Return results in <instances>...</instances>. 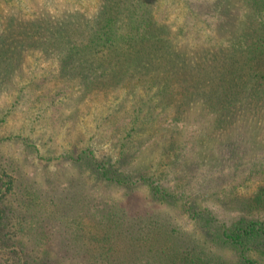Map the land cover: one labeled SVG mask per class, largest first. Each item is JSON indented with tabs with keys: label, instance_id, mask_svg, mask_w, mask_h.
Wrapping results in <instances>:
<instances>
[{
	"label": "rangeland",
	"instance_id": "rangeland-1",
	"mask_svg": "<svg viewBox=\"0 0 264 264\" xmlns=\"http://www.w3.org/2000/svg\"><path fill=\"white\" fill-rule=\"evenodd\" d=\"M154 1L151 11L155 26L151 31L155 36L173 31L181 36L190 35L189 38L198 34L197 38L202 40L215 34L217 20L227 13L221 9L222 4L227 7L237 2ZM135 2L0 0V30L7 32L6 41L10 43L5 45L0 41V167H6L15 177V183L29 187V191L21 190L17 184L8 204L13 205L18 215H25L26 228L34 233L28 244L36 245L41 256L55 264L63 261L70 264L77 259L65 235L71 233L63 227L65 222H61V200L65 204L80 198L94 217H98L107 203L111 205L122 196V191L95 182L87 171L77 168L72 156L82 148H91L96 155L107 154L113 159L125 149L136 165L139 161L145 162L154 169L164 148L185 141L187 151L192 147L190 153L197 170L195 175H190L193 177L190 190L200 195L197 197L206 207L228 222L247 215L264 219V206L249 209L244 204L251 202L257 192L264 194L262 113L260 117H252L244 107V122L237 119L223 127H212L209 123L203 126L205 115L197 108L200 101L193 100L192 94L184 89L179 97L174 93L172 97L165 94L179 103L176 109L172 101L162 104L161 95L148 84L147 77L121 82L108 80L103 84L94 80L88 84L80 74H72L61 59L69 39H82L80 30L90 27L95 15L100 18L105 7L108 15L122 19L120 23L117 21L119 30L128 32L124 26L135 15ZM113 3L117 4L115 11L111 9ZM195 8L202 10L198 13ZM221 32L219 27L217 33ZM57 38H61V44L59 40L52 46L47 44ZM151 47L157 46L151 43ZM153 84L170 91L174 88V82ZM189 99L193 101L191 105L187 103ZM230 133L235 139L228 145L236 144L240 151L250 150L240 163L234 164V161L241 158L230 159L233 163L223 170L219 169L221 157L215 153L226 149L220 140L225 142ZM236 141H244V145ZM257 153L262 159L253 165L249 160L257 158ZM134 194L123 199L129 200L125 204L153 210L177 226L182 223V228L190 233L189 242L204 241V233L173 200L155 199L146 189ZM24 200L28 205H24ZM52 200L58 202L57 206ZM55 206L58 216L51 215ZM102 217L105 221V216ZM73 229L77 232L78 223ZM23 236L28 238V234ZM206 249L218 253L227 251L210 241Z\"/></svg>",
	"mask_w": 264,
	"mask_h": 264
},
{
	"label": "trees",
	"instance_id": "trees-1",
	"mask_svg": "<svg viewBox=\"0 0 264 264\" xmlns=\"http://www.w3.org/2000/svg\"><path fill=\"white\" fill-rule=\"evenodd\" d=\"M236 1L227 7L222 4L221 9L227 13L219 17L215 34L208 40L197 38L198 34L189 38L190 35L181 36L173 31L155 36L151 31L155 26L151 11L154 0L133 3L135 15L124 26L128 32L119 30L117 21L120 23L122 19L108 15V7H105L100 18L95 15L90 20L91 26L80 30L82 39H69L61 59L72 74H80L88 84L94 80L103 84L108 80L121 82L132 77L138 80L147 77L148 84L161 95L162 104L172 101L176 109L179 103L165 94L172 97L174 93L179 97L184 89L192 94L193 100L200 101L197 108L205 115L203 126L209 123L212 127H223L237 119L244 122V107L252 117H260L262 113L264 120V0ZM116 8L117 4L113 3L112 11ZM195 10L200 13L202 8ZM219 27L221 33H217ZM6 40L7 32L0 30L1 43L10 44ZM57 40L61 44V38L47 44L52 46ZM151 43L157 47H151ZM170 82H174L175 92L153 84ZM192 102L189 99L187 103ZM234 139L235 135L230 133L225 142L220 140L226 149L215 153L221 157L219 169L228 167L237 158L241 159L234 164L240 163L250 150L240 151L236 144L228 145ZM236 142L244 145V141ZM173 146L164 148L159 165L154 169L145 162L139 161L136 165L125 149L114 159L107 154L98 156L91 148H82L72 156L77 168L87 171L95 182L122 191V196L111 205L107 203L98 217H94L80 198L65 204L61 200V222H65L63 227L71 233L65 235L77 255L70 264H264L261 255L264 253V219L247 215L228 222L218 218L199 200L200 195L190 190L193 183L190 175L197 172L190 153L192 147L187 151L185 141ZM258 156L257 153V158L249 161L255 165L262 159ZM17 184L6 167H0V264H55L41 256L36 245L30 244V247L28 242L34 233L26 228L25 215H18L13 205L8 204ZM19 184V189L29 191V187ZM144 189L155 199L173 200L204 233V241L189 242L190 233L182 228V223L177 226L153 210L125 204L129 200L124 198ZM36 193H32L35 198ZM260 193L244 204L249 209L264 206V194ZM55 203L57 206L58 202ZM24 205H28L26 200ZM56 206L52 216L57 215ZM13 217L16 221H12ZM76 223L77 232L73 229ZM26 234L28 238H24ZM209 241L227 251L207 250Z\"/></svg>",
	"mask_w": 264,
	"mask_h": 264
}]
</instances>
